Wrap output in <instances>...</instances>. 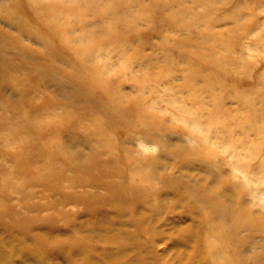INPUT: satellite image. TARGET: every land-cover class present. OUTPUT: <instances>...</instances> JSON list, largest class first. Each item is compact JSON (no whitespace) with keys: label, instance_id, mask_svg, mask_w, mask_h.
I'll list each match as a JSON object with an SVG mask.
<instances>
[{"label":"rangeland","instance_id":"374dc122","mask_svg":"<svg viewBox=\"0 0 264 264\" xmlns=\"http://www.w3.org/2000/svg\"><path fill=\"white\" fill-rule=\"evenodd\" d=\"M139 220L144 264H264V0H0V264Z\"/></svg>","mask_w":264,"mask_h":264},{"label":"bare ground","instance_id":"6f19581e","mask_svg":"<svg viewBox=\"0 0 264 264\" xmlns=\"http://www.w3.org/2000/svg\"><path fill=\"white\" fill-rule=\"evenodd\" d=\"M121 194H124V193H122L121 192ZM125 195H127V194H124L123 196H121V195H118V196H120V197H123V205L122 206H119L118 208L119 209H121L122 211H126V212H129V214H135V215H137V213H136V211H135V209L137 208V204H135V202H133L134 200L133 199H130V198H126L125 197ZM123 206H125V207H123ZM127 206H129V207H127ZM128 209H129V211H128ZM152 211H154V210H152ZM131 216V215H130ZM131 218H133L132 216H131ZM135 218V217H134ZM140 218H141V215H140ZM144 220V219H143ZM149 222V221H148ZM148 222H146L145 221V223L147 224ZM146 224H144V222L143 221H141V220H139V222L138 221H135L134 222V227H133V232H131V233H129V238H130V240H132V241H134L135 242V247H133L132 249H125V250H122V251H119V252H117L116 254H113L114 252H116V250H111L110 249V247H107L108 249H107V252H108V254L106 255V256H104L103 255V253H105L104 251L106 250V248L104 249V251H102V255H100V257L102 258L103 256V258H105V259H110V261H112L113 260V263L112 264H144L145 263V261H146V259H144V257H142L140 254L141 253H144V251H147L148 249H144V248H142L141 247V245L139 244L141 241H142V239H143V235L140 233V230H148L146 227H145V225ZM120 226V225H119ZM154 234V233H153ZM107 234H105V236H106ZM105 236H103L104 237V239H105ZM110 236V235H109ZM113 236V235H112ZM117 235H115V238H117L116 237ZM124 237V236H123ZM122 237V238H123ZM97 238H98V236H97ZM96 238V239H97ZM107 238H108V236H107ZM111 238V237H110ZM121 238V239H122ZM99 239H100V237H99ZM117 240V239H116ZM88 241V240H87ZM91 241V240H90ZM93 241V240H92ZM108 241H110V239H108ZM113 241V240H112ZM121 241V240H120ZM126 241V240H125ZM106 242H107V239H106ZM105 242V243H106ZM113 242H115V239H114V241ZM127 242V241H126ZM110 243V242H109ZM116 243V242H115ZM117 243L119 244V240L117 241ZM122 244H123V242H121ZM126 244V243H125ZM124 245V244H123ZM109 246V245H108ZM120 246V245H119ZM125 246V245H124ZM128 247V246H127ZM46 248H47V245L46 244H44V243H42L41 245H38L37 247H36V249H34V254H36V255H42L43 254V250H46ZM78 248H80V246L78 247ZM83 248L85 249V246H83ZM77 249V247H76V245H75V247L74 246H70L68 249H67V252H68V256H71L72 257V255H71V253H70V251H72L73 252V254L75 255V256H77V252L79 251V250H76ZM89 249V248H88ZM87 249V250H88ZM96 249H98V248H96ZM115 249V248H114ZM122 249H124V248H122ZM86 250V251H87ZM90 250V249H89ZM99 251V250H98ZM98 251L96 252V251H93V252H96V253H98ZM83 252V251H82ZM91 253L90 254H93L92 253V251H90ZM113 252V253H112ZM128 253H131V254H128ZM83 255H85V256H83L84 258V260L86 259V260H88V262H86V261H83V263H85V264H90V261L92 260L90 257H89V255H88V252H83L82 253ZM99 254H100V252H99ZM96 255H98V254H96ZM129 255H131L130 257H125V256H129ZM99 256V255H98ZM95 257V256H94ZM102 258V259H103ZM125 258V259H124ZM81 259V258H80ZM95 259H97V258H95ZM98 259H99V257H98ZM102 259H101V261H102ZM95 261V260H94ZM101 261H98L97 262V264H104L103 262H101ZM107 261V260H106ZM105 261V262H106ZM114 261H116V263H114ZM92 262V261H91ZM111 263V262H110ZM68 264H75L73 261H71V262H69ZM95 264V263H94Z\"/></svg>","mask_w":264,"mask_h":264}]
</instances>
